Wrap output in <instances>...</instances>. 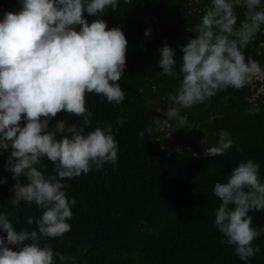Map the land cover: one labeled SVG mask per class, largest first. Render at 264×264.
Here are the masks:
<instances>
[{
  "label": "clouds",
  "instance_id": "1",
  "mask_svg": "<svg viewBox=\"0 0 264 264\" xmlns=\"http://www.w3.org/2000/svg\"><path fill=\"white\" fill-rule=\"evenodd\" d=\"M118 3L20 0L18 12H4L0 19V149L10 152L5 170L15 180L12 211L0 212V232L6 233L0 236V264L76 262L75 256L54 251L48 241L63 242L71 230L68 221L76 201L67 196L69 185L64 181L117 163L114 125L104 122L94 130L85 129L93 116L86 106L87 94L117 106L125 100L118 81L126 68L128 42L119 27L108 29L99 18L108 9L115 11ZM240 4L246 9L245 19L237 27L235 7ZM261 25L262 0H211L200 22L188 29L195 35L181 47L178 70L175 51L164 43L159 49L160 74L177 79L178 87L167 95L163 122L176 120L177 129H184L188 122L182 109L211 104L218 93L240 90L254 78L264 80V69L244 51ZM149 35L150 29L145 31ZM227 101L225 96L223 103ZM247 111L255 114L259 108ZM61 112L80 117L82 123L58 120L50 129L49 121ZM126 122L119 118L115 124ZM145 131L151 133L152 128ZM139 135L143 137L144 131ZM234 145L231 133L221 129L216 145L205 148L204 155L223 156ZM45 160L54 165L53 174H47ZM213 195L221 201L214 212V227L223 237L220 243L233 246L239 259L248 262L260 251L253 242L264 234V227H254L249 215L264 211L260 164L251 159L238 163L226 182L214 184ZM21 202L42 212L38 218H26L28 225H35L31 230L13 225Z\"/></svg>",
  "mask_w": 264,
  "mask_h": 264
},
{
  "label": "trees",
  "instance_id": "2",
  "mask_svg": "<svg viewBox=\"0 0 264 264\" xmlns=\"http://www.w3.org/2000/svg\"><path fill=\"white\" fill-rule=\"evenodd\" d=\"M210 2L132 0L125 4L119 0L115 11L108 9L99 17L108 29L119 27L128 42L126 68L118 81L125 100L117 106L102 96H86L93 116L92 125L85 131L112 123L119 151L115 167L105 164L102 170L94 168L64 181L69 185L67 196L76 201L68 221L71 230L64 234L63 242L59 238L48 242L54 251L75 256V264H264V234L253 242L260 251L248 262L239 259L233 246L220 243L223 237L214 227V212L221 201L213 195L214 184L226 182L227 174L248 159L260 164L264 181L261 96L250 99L254 89L246 85L218 93L211 104L182 109L188 123L184 129H177L176 120L168 121L176 131L174 142L168 146L164 132L157 130L153 121L162 101L167 102L168 93L178 87L177 79L160 74L159 49L167 43L175 51L178 70L181 47L195 35L188 29L200 22ZM20 8V0H0V19L4 12L16 13ZM245 10L242 4L235 7L237 27L245 19ZM263 48L261 25L244 50L245 56L261 64ZM254 106L259 111L250 114L247 110ZM119 118L127 122L116 125ZM58 120L77 126L82 123L80 117L61 112L49 121L50 129ZM20 123L23 127L25 122L22 119ZM148 127L151 133L145 131ZM221 129L231 133L234 147L223 156L206 157L204 149L216 145ZM142 131L143 137L139 135ZM9 156V151L0 149V178L5 180L0 184V212L5 213L12 211L15 184L12 173L5 170ZM45 164L47 174H53L54 165L47 160ZM41 214L37 206L21 202L13 225L17 230H31L35 225H28L26 218ZM249 215L254 227H264V211ZM0 236L6 233L0 232Z\"/></svg>",
  "mask_w": 264,
  "mask_h": 264
},
{
  "label": "rangeland",
  "instance_id": "3",
  "mask_svg": "<svg viewBox=\"0 0 264 264\" xmlns=\"http://www.w3.org/2000/svg\"><path fill=\"white\" fill-rule=\"evenodd\" d=\"M262 53H263V58H264V48H263ZM260 66L262 69H264V62H262ZM249 88L254 89L253 93L250 96V99L254 98L256 95H260L262 98V101L264 102V80L259 79V78H254L253 82L249 84ZM161 104H162V107L158 108V119L162 120V122L159 125L154 122V125L157 130H162L164 132L163 136L165 138V142H167L166 145L168 146V143L174 142L176 131L174 130V127L169 124V122L167 123L163 122L164 112H166L167 110L166 107L168 106V104L166 101H162ZM182 116L185 117L186 114L183 113Z\"/></svg>",
  "mask_w": 264,
  "mask_h": 264
}]
</instances>
